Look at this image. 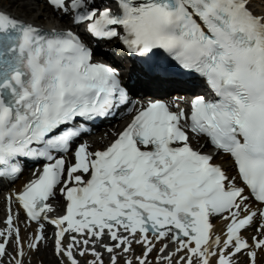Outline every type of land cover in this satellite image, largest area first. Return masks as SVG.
Masks as SVG:
<instances>
[{
  "label": "snow or ice",
  "instance_id": "snow-or-ice-1",
  "mask_svg": "<svg viewBox=\"0 0 264 264\" xmlns=\"http://www.w3.org/2000/svg\"><path fill=\"white\" fill-rule=\"evenodd\" d=\"M13 4H46L72 27L45 30L13 15ZM88 36L142 58L137 79L149 91L141 101L117 69L93 61ZM196 78L210 96L184 106L178 96L157 98ZM121 106L130 119L112 139L81 142L89 131L81 121ZM225 157L230 168L216 162ZM20 158L39 166L6 197L0 264H25L47 244L46 226L59 264H241V255L257 264L264 0H0V178L14 182ZM31 222L22 237L20 224Z\"/></svg>",
  "mask_w": 264,
  "mask_h": 264
},
{
  "label": "bare ground",
  "instance_id": "bare-ground-1",
  "mask_svg": "<svg viewBox=\"0 0 264 264\" xmlns=\"http://www.w3.org/2000/svg\"><path fill=\"white\" fill-rule=\"evenodd\" d=\"M98 4L101 2L96 1ZM260 2V0H258V3ZM14 10H10L12 12L13 15L17 16V17H21L23 19H28V20H32L34 23L38 24L41 28L45 29V30H49L53 27L55 28H68V27H72L69 25V20L68 17H61L60 14H53L52 10L50 8H47L46 5H43V9H41L40 7L37 9V11L35 10H25V9H17L16 5L13 4ZM46 9L48 10V12H46ZM38 15H42V19H38L37 16ZM73 31H75V27H73ZM83 33V31H82ZM85 39H87L86 37H84ZM116 45H118V42H115ZM117 54H115L116 56ZM118 56V55H117ZM116 56V57H117ZM117 60L122 63L126 62L127 64V68L130 66L128 61H125V59L122 56L117 57ZM135 67V65L133 66ZM144 91H149V89L144 85ZM180 88V87H178ZM183 87H181L179 90L183 89ZM176 91V90H174ZM184 91V89H183ZM200 95L202 93H199ZM196 95V94H195ZM130 119V118H129ZM128 119L123 121L121 120L120 122H118L115 125L120 126V128L124 127L127 123ZM115 125L112 126H107L103 128L100 133L98 135L95 136H90L85 138L84 141L89 142L93 148L97 147V146H102L104 143L108 142L110 139H112V134H111V130L115 129ZM203 142V141H202ZM216 162H220L222 163L226 168H230V165L227 162V158L225 157L223 160H217ZM32 178V175H30L29 173H24V177L21 178V180L14 185V187L8 191H6L3 195L0 194V228H4L5 225V220H6V197L9 196L10 194L18 191L21 189V187L30 179ZM59 202V198L57 201H53V203H57ZM13 210L15 211L16 209V205L13 204L12 205ZM20 219L21 221L24 220V216L22 215V213H20ZM15 222V221H14ZM216 225V231L217 233H220L222 231V226H221V222L218 221L216 219L215 222ZM21 227V236L22 237H28L32 234V232L35 230V228L37 227L36 224H31L30 227L28 229L24 228L23 223L20 224ZM45 233L46 236L48 237V242L46 245H42L40 248L39 252H28V254L24 257V261L25 264H59L58 258H56L55 256L50 257V250H51V246H52V241H51V232L49 231V229H45ZM49 234V236H48ZM254 234V230L253 229H249L248 231H245L243 233V235L245 236V238H247L249 240V243H251V236ZM9 251H12L11 245H9ZM137 247V254H139L140 252V248L138 246ZM25 249L27 251V244H25ZM260 253H258L257 255V264H259L260 261ZM51 255V254H50ZM153 256L156 255L155 252L152 253ZM105 261H107V255H105ZM239 260L241 262V264H245V260L246 257L241 255L239 257ZM81 264H83V260H81Z\"/></svg>",
  "mask_w": 264,
  "mask_h": 264
},
{
  "label": "rangeland",
  "instance_id": "rangeland-1",
  "mask_svg": "<svg viewBox=\"0 0 264 264\" xmlns=\"http://www.w3.org/2000/svg\"><path fill=\"white\" fill-rule=\"evenodd\" d=\"M39 8V7H38ZM9 10H14V7H12V8H10ZM35 11H36V9H35ZM46 12H48V10L46 9ZM48 236H49V234H48ZM51 254V255H50ZM50 254H49V256L50 257H52L53 256V250H52V248H51V250H50ZM261 259V264H262V258H260Z\"/></svg>",
  "mask_w": 264,
  "mask_h": 264
}]
</instances>
